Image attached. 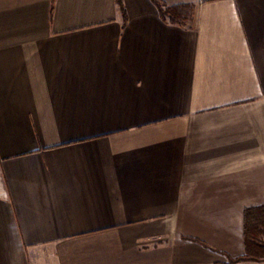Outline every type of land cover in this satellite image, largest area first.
I'll use <instances>...</instances> for the list:
<instances>
[{
	"label": "crops",
	"instance_id": "0c3cea01",
	"mask_svg": "<svg viewBox=\"0 0 264 264\" xmlns=\"http://www.w3.org/2000/svg\"><path fill=\"white\" fill-rule=\"evenodd\" d=\"M0 0V264H227L264 205V0ZM238 264H264L246 261Z\"/></svg>",
	"mask_w": 264,
	"mask_h": 264
},
{
	"label": "trees",
	"instance_id": "16d2710c",
	"mask_svg": "<svg viewBox=\"0 0 264 264\" xmlns=\"http://www.w3.org/2000/svg\"><path fill=\"white\" fill-rule=\"evenodd\" d=\"M123 1L116 0V5L125 24L127 16ZM151 2L157 8L160 19L165 23L183 27L192 22L194 14L192 5L167 7L160 0H151ZM243 242L244 255L238 259L229 260L227 264L264 261V205L244 210Z\"/></svg>",
	"mask_w": 264,
	"mask_h": 264
},
{
	"label": "rangeland",
	"instance_id": "374dc122",
	"mask_svg": "<svg viewBox=\"0 0 264 264\" xmlns=\"http://www.w3.org/2000/svg\"><path fill=\"white\" fill-rule=\"evenodd\" d=\"M260 262V261H259Z\"/></svg>",
	"mask_w": 264,
	"mask_h": 264
}]
</instances>
